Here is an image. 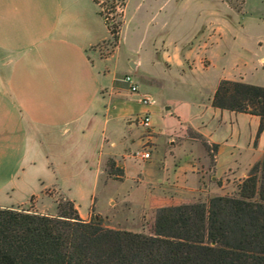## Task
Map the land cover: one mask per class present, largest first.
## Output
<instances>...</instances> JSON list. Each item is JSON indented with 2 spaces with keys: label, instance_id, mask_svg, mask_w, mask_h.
<instances>
[{
  "label": "crops",
  "instance_id": "obj_1",
  "mask_svg": "<svg viewBox=\"0 0 264 264\" xmlns=\"http://www.w3.org/2000/svg\"><path fill=\"white\" fill-rule=\"evenodd\" d=\"M181 1L125 0L118 47L105 57L101 46L110 35L92 0H0L1 209L25 206L53 188L82 220L90 219L93 208L94 218L108 223L105 228L133 232L143 211L221 196L225 184L245 178L264 154V118L210 102L221 80L264 87L263 38L247 39L256 48L260 76L237 68L201 81L198 75L211 67L207 55L221 38L203 25L187 40L161 31L169 19L181 21ZM217 1L230 14L243 15L244 0L238 12L231 0ZM141 13L144 30L156 29L137 38V50L144 47L147 59L127 61L121 74L133 75L139 94L153 100L149 105L138 103L116 79L118 56L126 50L125 20ZM240 22L245 31L241 17ZM178 87L185 92L167 91ZM132 103L150 116L146 130L125 123ZM145 143L149 158L141 160ZM203 143L215 147L212 159ZM108 160L119 176L107 174ZM134 165L139 169L132 173ZM45 183H90L91 189L83 199L70 188Z\"/></svg>",
  "mask_w": 264,
  "mask_h": 264
},
{
  "label": "trees",
  "instance_id": "obj_2",
  "mask_svg": "<svg viewBox=\"0 0 264 264\" xmlns=\"http://www.w3.org/2000/svg\"><path fill=\"white\" fill-rule=\"evenodd\" d=\"M92 1L104 18L125 0ZM106 26L114 37L118 25ZM210 104L264 118V87L221 80ZM203 146L212 159L215 147ZM108 169L113 175L111 161ZM152 229L105 228L82 220L68 200L54 215L0 208V264H264V154L232 196L157 208Z\"/></svg>",
  "mask_w": 264,
  "mask_h": 264
},
{
  "label": "rangeland",
  "instance_id": "obj_3",
  "mask_svg": "<svg viewBox=\"0 0 264 264\" xmlns=\"http://www.w3.org/2000/svg\"><path fill=\"white\" fill-rule=\"evenodd\" d=\"M105 0H101V3ZM133 1V0H131ZM125 2V1H124ZM241 0H231V4L233 6V10L239 11V5ZM179 9L178 12L181 16V21L178 24H172V21L169 19L167 22V27L162 29L161 31H165L168 34H178L180 37H183L184 40L187 38L201 25L205 27H210L214 29L218 35L220 36L221 40L218 44L217 50L210 52L207 55L208 61L211 63V67L207 70L203 71L201 74L198 75V78L201 81L207 80L210 81L218 74L223 73L224 75H229L235 71V69L242 68L247 75L256 77L261 75L260 68L257 64V57L258 54L255 51V47L248 44L247 39L251 36H260L263 38L264 42V0H244V7H243V15H237L235 13H229L228 9L225 8L223 4H220L217 0H182L179 2ZM122 8L120 12L116 14H111L113 26L118 25V35L116 39H112L111 37L102 45V55L105 57L111 56L118 47V39H119V32L121 28L122 22ZM170 10V9H169ZM240 17L242 21L246 24L245 31L242 30L240 27ZM145 19L143 14H139L133 20H125L126 24L124 25V36H125V49H121L120 54L118 56V63H119V74L116 76V79H120L123 74L122 71L128 69L127 61H132L133 58L137 56L142 60L147 59V55L145 50L142 46L137 50V38L142 35L143 33H150L155 32L156 29H146L143 28L142 21ZM141 25H138L137 23ZM111 25V26H112ZM203 32V31H201ZM209 33V32H208ZM198 34V33H197ZM198 37V36H197ZM235 38V40H234ZM196 41H192L189 45L194 44ZM114 46H117L116 48ZM114 47V48H113ZM262 51L264 52V46ZM202 63L205 65L207 60L203 57ZM221 72V73H220ZM158 76H161V72H156ZM138 73H135L134 76H137ZM133 76V75H132ZM172 78H176L175 73H171ZM119 84L118 82H116ZM120 88H123L121 84H119ZM169 94L172 95H179L180 93L183 94L185 92V87L181 88H169ZM121 95L124 94L123 91H120ZM128 95H131L128 93ZM132 113L129 119H134L135 117H139L142 115L140 112V106L136 103L130 104ZM127 119L125 123L127 125H131L129 122L130 120ZM132 130H146L141 127L134 125L132 122ZM148 145V144H147ZM144 144L143 150L144 151ZM133 154L132 156H134ZM106 163V172L109 175L108 169V162ZM139 169L136 165L130 169V172H135ZM113 173L116 176L121 174V171L114 167ZM113 174V175H114ZM111 176V175H110ZM237 181H230L229 183L225 184L222 195L232 196L235 193V186ZM47 187H59L62 190L70 188L72 191L77 192L79 195L85 199L86 190L89 191L91 189L90 183H77V184H66V183H59L57 185L53 183H45ZM209 196H201L197 199L198 202H206ZM97 198H100V191L97 194ZM67 199L63 197L61 193L56 191L55 189L47 190L43 196L40 198H30L27 202V205L21 206L18 209H28L29 211L36 212L39 214L44 215H54L56 213V204L58 202H64ZM80 212H85V205L84 202L79 203ZM119 211H117L118 213ZM95 211L93 208L91 209V217H94ZM153 217L154 211H143L141 217L139 219V224L136 222L132 224L131 228L135 231L133 233H141L144 235H152L153 234ZM96 219H100L101 224L103 227L107 226V222L105 219H102L100 216H97ZM112 224V223H111ZM113 225V224H112Z\"/></svg>",
  "mask_w": 264,
  "mask_h": 264
},
{
  "label": "built area",
  "instance_id": "obj_4",
  "mask_svg": "<svg viewBox=\"0 0 264 264\" xmlns=\"http://www.w3.org/2000/svg\"><path fill=\"white\" fill-rule=\"evenodd\" d=\"M104 7L105 6L102 7L103 10H104ZM120 9H121V6H119V4H115L113 12L105 14V17H104L105 23L111 26L113 24V21H112V18L109 16H111V14L114 15L117 12H120ZM117 35H118V32H116L114 37L111 35H110V37L112 39H116ZM114 47L116 48L117 46H114ZM102 48L103 47L101 46V49ZM119 81H120V83H122L125 86V88L129 94L137 96V102L138 103H140L142 105H149V104L153 103V100L148 95H140L139 94L137 83L135 82V80L131 74L122 75V77L119 79ZM129 120H130L129 122L131 123V125L133 122L134 125L141 127L143 129H147L150 125V116L146 113L142 114L139 117H135L134 119H129ZM144 146L146 149L144 151H141L138 155L141 160H147L149 158L150 149L147 146V143H145Z\"/></svg>",
  "mask_w": 264,
  "mask_h": 264
}]
</instances>
